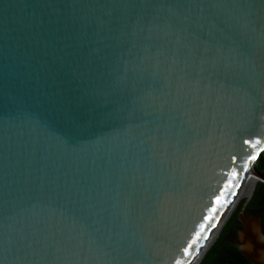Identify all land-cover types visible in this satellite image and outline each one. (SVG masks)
Here are the masks:
<instances>
[{
  "label": "water",
  "instance_id": "obj_1",
  "mask_svg": "<svg viewBox=\"0 0 264 264\" xmlns=\"http://www.w3.org/2000/svg\"><path fill=\"white\" fill-rule=\"evenodd\" d=\"M263 148L264 0H0V264H191Z\"/></svg>",
  "mask_w": 264,
  "mask_h": 264
},
{
  "label": "trees",
  "instance_id": "obj_2",
  "mask_svg": "<svg viewBox=\"0 0 264 264\" xmlns=\"http://www.w3.org/2000/svg\"><path fill=\"white\" fill-rule=\"evenodd\" d=\"M254 167L257 171L264 175V148L256 158ZM261 182H257L254 192L250 199L244 204L243 211H259L256 205L255 194L259 188H263ZM243 204V200L239 201L234 210L231 212L228 220L220 228L218 235L206 248L197 264H255L250 261L240 250L236 247L233 241L228 237V233L233 232L232 226L235 221L236 212L239 211ZM261 213L263 210H260ZM264 212V211H263Z\"/></svg>",
  "mask_w": 264,
  "mask_h": 264
},
{
  "label": "bare ground",
  "instance_id": "obj_3",
  "mask_svg": "<svg viewBox=\"0 0 264 264\" xmlns=\"http://www.w3.org/2000/svg\"><path fill=\"white\" fill-rule=\"evenodd\" d=\"M256 183H257L256 178H255L253 175L249 174V175L247 176V178L245 179V182L242 184V187H240V189L238 190V194H237V196H236V199H235L234 203L232 204V206L230 207L228 213L226 214V216H225V220H226L227 216L231 213V211H232V209L234 208V206H235V204L237 203V201H238L242 196L246 195V196L250 197V195L253 194L252 191H253V189H254ZM225 220H224V221H225ZM224 221H223V222H224ZM223 222H222V225H223ZM218 230H219V229H217V231H218ZM217 231H216V232L212 235V237L210 238V241H211L210 244L212 243L213 239H214L215 236L217 235V234H216ZM206 248H207V247H206ZM204 250H206V249H204ZM203 253H204V251H201L200 253H198V255L195 257V259L193 260V262H192L191 264H197V263L199 262V260H200V258H201V256H202Z\"/></svg>",
  "mask_w": 264,
  "mask_h": 264
},
{
  "label": "rangeland",
  "instance_id": "obj_4",
  "mask_svg": "<svg viewBox=\"0 0 264 264\" xmlns=\"http://www.w3.org/2000/svg\"><path fill=\"white\" fill-rule=\"evenodd\" d=\"M256 186V185H255ZM254 189H255V187H254ZM254 189H253V191H252V193L254 192ZM252 196V194L250 195V197ZM246 197H248V196H246V195H244V196H242L238 201H237V203L235 204V206H234V208L236 207V205L238 204V202L239 201H241V200H243V202H244V200L246 199ZM250 197L248 198V200L250 199ZM255 197H256V205H258V207H259V209L260 210H263L264 211V187L263 188H259V190L257 191V193L255 194ZM247 200V201H248ZM246 201V202H247ZM234 208L232 209V211L234 210ZM255 211V212H251V213H249V214H252V215H254V216H257V215H259L260 216V214H261V211ZM231 211V212H232ZM262 211V212H263ZM244 212V211H243ZM254 213H256V214H254ZM231 214V213H230ZM230 214L228 215V217L230 216ZM245 214V213H244ZM228 217L226 218V220L225 221H227L228 220ZM225 221L223 222V224L225 223ZM261 221V220H260ZM235 222H238L239 223V221H237V219L235 218ZM264 222V216H263V221H262V223ZM262 223H261V225H262ZM264 226V225H263ZM222 227V226H221ZM220 227V228H221ZM220 230V229H219ZM219 230L217 231V235H218V232H219ZM234 232V231H233ZM228 233V237L232 240V238H234L235 237V232L234 233ZM216 235V236H217ZM216 236H215V238H216ZM214 238V239H215ZM213 239V240H214Z\"/></svg>",
  "mask_w": 264,
  "mask_h": 264
},
{
  "label": "snow or ice",
  "instance_id": "obj_5",
  "mask_svg": "<svg viewBox=\"0 0 264 264\" xmlns=\"http://www.w3.org/2000/svg\"><path fill=\"white\" fill-rule=\"evenodd\" d=\"M257 143H259V142H257ZM232 176H233V179H235L236 176H237V173H233ZM229 187H231V184H229ZM233 195H235V193H233ZM216 203H217V204H220L221 202H220L219 199H217ZM212 212L215 214V213H216V209L213 208V209H212ZM212 218H213L212 216H209L207 219H208L209 221H211ZM214 226H215V225H211V227H214ZM209 230H210V228H209ZM204 231H205V227H204L203 225H201L199 231L195 233V235H196V240H193L192 243L186 245L185 250H184V252H183V256L188 257V256L190 255L191 250H193V246L197 243V241L200 240V238H201V233H203ZM204 239L206 240L207 237H204ZM189 264H190V262H189Z\"/></svg>",
  "mask_w": 264,
  "mask_h": 264
},
{
  "label": "flooded vegetation",
  "instance_id": "obj_6",
  "mask_svg": "<svg viewBox=\"0 0 264 264\" xmlns=\"http://www.w3.org/2000/svg\"><path fill=\"white\" fill-rule=\"evenodd\" d=\"M244 210V209H243ZM253 213V211H247V210H245L244 211V213L247 215V214H249V213ZM254 214H256V213H254ZM259 216V215H258ZM263 216H264V212H262L261 214H260V218H261V223H262V221H263ZM240 224L238 223V222H233V226H232V229H233V231L235 232V229L239 226ZM264 222L262 223V228H263V230H264ZM233 232V233H234ZM232 233V232H231ZM235 234V233H234ZM232 241H233V243H234V238H232ZM235 244V243H234Z\"/></svg>",
  "mask_w": 264,
  "mask_h": 264
}]
</instances>
